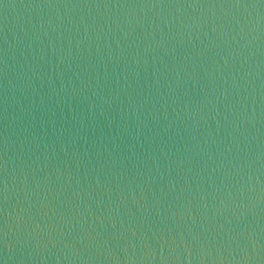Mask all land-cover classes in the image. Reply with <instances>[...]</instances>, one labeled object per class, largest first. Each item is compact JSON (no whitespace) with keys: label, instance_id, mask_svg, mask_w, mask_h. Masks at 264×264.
<instances>
[{"label":"water","instance_id":"water-1","mask_svg":"<svg viewBox=\"0 0 264 264\" xmlns=\"http://www.w3.org/2000/svg\"><path fill=\"white\" fill-rule=\"evenodd\" d=\"M0 264H264V0H0Z\"/></svg>","mask_w":264,"mask_h":264}]
</instances>
